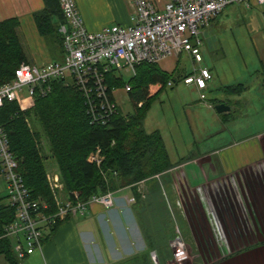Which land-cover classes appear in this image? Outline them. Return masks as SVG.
I'll use <instances>...</instances> for the list:
<instances>
[{
	"label": "crops",
	"instance_id": "crops-1",
	"mask_svg": "<svg viewBox=\"0 0 264 264\" xmlns=\"http://www.w3.org/2000/svg\"><path fill=\"white\" fill-rule=\"evenodd\" d=\"M74 1L90 31L131 24L132 0ZM152 1L162 8L167 0ZM242 3L259 9L264 33V6ZM42 7V0H0V21L17 18L22 40H41L32 14ZM256 49L264 72V34ZM182 53L191 58L187 52L175 56ZM176 67L167 72L174 76ZM185 74L174 77L181 80ZM226 86H221L225 93L236 95L247 88L244 84L240 93H230ZM219 102L229 105L227 99L213 103ZM230 113V107L218 113L221 129L235 122ZM239 139L232 137L220 147L179 161L170 159L172 167L164 174L115 190V204L109 209L92 204L85 214L68 216L40 251L17 264H155L153 256L157 264H170L168 242L175 226L192 251L191 264H264V131ZM51 171L58 172L57 167ZM61 195L66 193L62 190ZM131 197L133 202L128 201ZM207 249L211 254L203 252ZM0 264L12 263L0 254Z\"/></svg>",
	"mask_w": 264,
	"mask_h": 264
},
{
	"label": "built area",
	"instance_id": "built-area-1",
	"mask_svg": "<svg viewBox=\"0 0 264 264\" xmlns=\"http://www.w3.org/2000/svg\"><path fill=\"white\" fill-rule=\"evenodd\" d=\"M132 2L134 10L130 25L115 23L90 31L84 26L74 0H58L62 15V21L57 25L61 38L60 59L19 64L13 78L0 83V107L8 101L15 102L19 110H26L33 105L37 95L44 96L50 90L51 80L65 79L82 94L90 121L105 125L119 109L114 98L117 86L110 84L109 74L113 79L121 80V69L131 71L133 76L137 65L143 62L158 64L166 56L181 52L189 53L193 64H199L202 61L200 29L210 19L231 3L264 6V0H167L162 8L152 0ZM210 78L209 69L200 66L193 67L182 81L202 91ZM171 83L172 80H168L167 84ZM130 88L127 82L125 90L129 92ZM204 98L201 92L200 99ZM102 158L100 148L96 147L88 154L87 161L99 166ZM17 166L7 133L0 123V174L5 179L7 201L14 208L13 219L4 227L0 237L11 240L12 252L19 260L41 250L45 226L54 223L56 218L85 214L92 204L105 209L115 204L114 191L95 193L87 200H80L76 192L72 193V198L68 194L62 196L59 173L46 169L45 176L56 211L45 214L46 203L29 196ZM128 201L134 199L131 197ZM168 244L175 264L188 259L189 247L178 226L174 227V235ZM153 261L158 263L154 256Z\"/></svg>",
	"mask_w": 264,
	"mask_h": 264
},
{
	"label": "trees",
	"instance_id": "trees-1",
	"mask_svg": "<svg viewBox=\"0 0 264 264\" xmlns=\"http://www.w3.org/2000/svg\"><path fill=\"white\" fill-rule=\"evenodd\" d=\"M42 2L43 7L32 14L36 29L43 38L50 37L57 42L61 53L57 25L62 21V15L58 0ZM18 25L17 18L0 21V83L11 80L19 64L28 62ZM172 77V72L162 70L156 63L137 65L132 76L134 82H128L133 112L122 114L118 109L105 125L90 121L82 94L65 79L51 80L50 90L44 96L37 95L33 105L26 110H19L15 102L3 103L0 123L17 160V171L29 196L46 203L45 214H53L56 205L45 176L47 164L41 151L40 135L48 144L63 191L70 198L76 192L80 200H87L92 194L136 185L172 167L160 132L144 130L145 113L140 111L168 80L174 79ZM107 78L111 85H120L121 80L113 79L112 74ZM243 89L242 83L225 87L230 93H240ZM32 120L38 122L42 134L32 127ZM96 147L100 148L103 157L99 166L87 161L88 154ZM13 215L14 208L8 203L7 196L0 197V236ZM66 218L68 215L46 225L43 241ZM0 254L12 264L19 260L12 252L9 238L0 237Z\"/></svg>",
	"mask_w": 264,
	"mask_h": 264
},
{
	"label": "rangeland",
	"instance_id": "rangeland-1",
	"mask_svg": "<svg viewBox=\"0 0 264 264\" xmlns=\"http://www.w3.org/2000/svg\"><path fill=\"white\" fill-rule=\"evenodd\" d=\"M244 5L242 2L227 5L214 21L200 30L199 49L203 58L200 64H193L186 53L179 57L169 55L158 62V66L166 71L176 65L174 76L177 78L184 72H191L193 67L200 66L209 69L211 74L202 91L193 90L194 85L185 84L182 79L173 76L176 81L171 85L166 84L140 110L145 113L144 129L160 131L171 160L179 161L183 156L197 155L220 147L231 141L232 137L239 139L250 133L264 131V72L256 49L259 38L264 34L261 29L263 22L258 20L261 12L257 7L246 8ZM40 37L41 40L22 41L27 60L34 63L59 60L61 53L57 42L50 37ZM119 73L121 82L114 90V98L119 111L126 114L134 109L125 84H132L134 80L131 71L121 69ZM238 82L247 86L240 95L227 94L221 89L223 85ZM201 92L204 99H200ZM215 99L229 100L228 107L235 122L229 123L226 130L221 129L219 114L213 105ZM32 122V127L42 134L38 122ZM40 139L46 164L52 165V168L47 169H56L43 135H40ZM165 171L151 177H158ZM5 195L6 183L0 174V197ZM188 251L189 257L182 264H191L193 254L190 247ZM206 251L211 254L208 249L203 250L204 253ZM170 264H175L172 258Z\"/></svg>",
	"mask_w": 264,
	"mask_h": 264
},
{
	"label": "water",
	"instance_id": "water-1",
	"mask_svg": "<svg viewBox=\"0 0 264 264\" xmlns=\"http://www.w3.org/2000/svg\"><path fill=\"white\" fill-rule=\"evenodd\" d=\"M214 109H215L216 112L221 113V112H223V111L228 110L229 107H228L225 103H223V102H219V103H216V104L214 105Z\"/></svg>",
	"mask_w": 264,
	"mask_h": 264
}]
</instances>
